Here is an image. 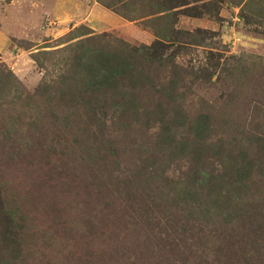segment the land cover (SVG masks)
I'll use <instances>...</instances> for the list:
<instances>
[{"label": "rangeland", "instance_id": "374dc122", "mask_svg": "<svg viewBox=\"0 0 264 264\" xmlns=\"http://www.w3.org/2000/svg\"><path fill=\"white\" fill-rule=\"evenodd\" d=\"M0 264H264V0H0Z\"/></svg>", "mask_w": 264, "mask_h": 264}, {"label": "trees", "instance_id": "16d2710c", "mask_svg": "<svg viewBox=\"0 0 264 264\" xmlns=\"http://www.w3.org/2000/svg\"><path fill=\"white\" fill-rule=\"evenodd\" d=\"M86 46L87 45H81L78 49L84 51ZM78 49H76V51L81 52V54L75 55L73 60L77 62V67H80L81 70L76 72H83L89 76V79L86 81L87 89L94 95L93 97H95V100H98L97 98L101 96L102 92L106 91L108 87H111L113 84H115L116 80L121 79V77H123V79L127 77L133 82L136 81L135 75L131 76V74L134 73L128 69L126 70V68L123 66L124 64H117L121 60L116 58L114 55L100 52L97 53V60H94L95 62H93L90 60L89 56L83 58L84 52ZM121 62L123 63V61ZM126 63V65L130 64L129 62ZM69 74L75 77L76 73L74 70H72L69 72ZM74 77L72 80H74ZM80 82L82 83L83 81Z\"/></svg>", "mask_w": 264, "mask_h": 264}, {"label": "crops", "instance_id": "0c3cea01", "mask_svg": "<svg viewBox=\"0 0 264 264\" xmlns=\"http://www.w3.org/2000/svg\"><path fill=\"white\" fill-rule=\"evenodd\" d=\"M97 8L93 5L91 6V11L94 13V11L96 10Z\"/></svg>", "mask_w": 264, "mask_h": 264}]
</instances>
